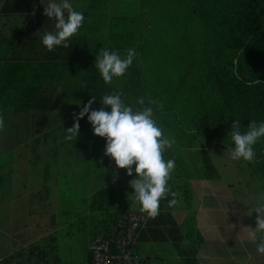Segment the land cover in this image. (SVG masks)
<instances>
[{
    "label": "crops",
    "instance_id": "1",
    "mask_svg": "<svg viewBox=\"0 0 264 264\" xmlns=\"http://www.w3.org/2000/svg\"><path fill=\"white\" fill-rule=\"evenodd\" d=\"M5 1L0 0V10ZM43 2L47 4V0ZM71 3L85 16L81 29L73 37L84 31L95 64L91 43L97 40H92L86 29L92 0H71ZM43 9L44 5L36 0L32 11L10 13L0 20V38L12 40L6 46L7 51L5 45H0V51H5L4 55L0 52V116L4 119L0 130V264H62L65 254L61 250L67 253L71 247L66 240L58 245L54 235L42 232V215L35 222V230L27 221L31 215L27 203L32 199L48 204L59 198L50 179L56 176H52V170L56 171L57 165L41 163V158L42 144L49 131L61 125L64 115L57 112L53 115L42 108L48 105L49 94L54 93L56 102H63L62 84L67 68L57 57H51L57 55V50L49 53L41 42L45 32L55 30V20L48 19ZM104 24L103 36L107 42V21ZM50 57L52 60H48ZM73 102L71 99L69 104ZM169 138L180 140L166 151L170 152L168 159L176 162V179H169L168 183L176 193L177 204L169 206L168 200L173 197L168 196L161 202L158 215L148 216L136 241L141 264H264V255L256 252L246 236L256 226V215L241 205L235 186L219 172L214 161L220 155L217 150L207 153L220 177L206 178L202 164L185 151L188 133H171ZM33 140H39L34 147L29 145ZM177 152H183L180 158ZM9 155L14 157L4 158ZM21 157L31 161L19 169L30 174V181L15 183L13 177L19 171L17 163ZM128 178L131 176L124 180L126 185ZM17 203L25 205L16 210ZM123 209L141 210V207L133 199L120 210ZM43 211L45 208H41ZM91 240L89 233L83 246L82 264L89 263ZM49 241L56 243L50 245ZM47 245L53 252L51 260L45 257ZM4 258L8 261L1 262Z\"/></svg>",
    "mask_w": 264,
    "mask_h": 264
},
{
    "label": "trees",
    "instance_id": "2",
    "mask_svg": "<svg viewBox=\"0 0 264 264\" xmlns=\"http://www.w3.org/2000/svg\"><path fill=\"white\" fill-rule=\"evenodd\" d=\"M140 1L146 8L144 24L139 29L141 39L136 36L137 32L123 30L125 23L134 21L132 16L125 15L110 17L108 36L119 50H123L125 44L135 46L141 41L149 44V38L150 44L156 41L160 55H163L162 64L170 76L166 84L160 85L156 94L157 104L163 105L159 111L173 114L185 112L197 130L206 125L222 133H228L235 119L241 121L242 131L247 130L252 120H264V0ZM35 2L6 0L0 10V20L10 13L32 11ZM11 41L0 38V45H5L4 50L7 51L6 46ZM69 44V48L61 46L52 51L47 49L49 53L57 50V55L51 57L62 61L67 73L62 84L63 102H56L54 93L49 94L48 105L42 108L53 115L56 112L57 115L63 113L64 120H68L64 129L62 126L56 127L62 131V136H65V128L74 124L73 112L81 110L92 96L97 98L92 107L99 109V99L113 92L93 62L84 31L71 37ZM155 46L140 47L150 54ZM4 50L0 51L3 55ZM51 57L48 60H52ZM143 72L144 77L149 78L145 85L154 89L158 82L152 77L154 73L146 66ZM143 75L137 72L128 82L132 83L135 78L141 80ZM150 89L149 95L152 94ZM71 99L76 102L75 106L69 104ZM105 110H110V106ZM229 138L230 135H227L225 140L231 141ZM37 142L39 140H33L29 145L34 147ZM200 154L203 175L206 178H219L208 153L202 151ZM250 164L253 168L262 169L264 174L263 152L259 151ZM104 165L103 186L88 201L89 208L99 213L106 212L112 205L115 180L123 169L117 168L114 160L105 155ZM124 175L126 178L129 176L126 169ZM127 211H116L111 220L94 233L93 238L107 236L115 217ZM7 261L8 258H4L1 262Z\"/></svg>",
    "mask_w": 264,
    "mask_h": 264
},
{
    "label": "rangeland",
    "instance_id": "3",
    "mask_svg": "<svg viewBox=\"0 0 264 264\" xmlns=\"http://www.w3.org/2000/svg\"><path fill=\"white\" fill-rule=\"evenodd\" d=\"M88 12L91 14V19L88 21V26L86 27L88 31L87 34L92 37V40H97V42L91 43L95 58L99 51L102 52L105 49L118 52L122 58L126 55L129 48H133L136 51V57L133 60L135 67L131 64L123 76L113 78V81L110 83L112 91L120 93L125 103L131 105L134 109H140L145 106L152 107L154 119L163 130L165 136L171 135V133L174 134L175 132L188 133L189 138L184 140L186 143L185 146L187 147L185 151L191 154L193 159L197 158L201 164L200 152L215 153L216 151L214 150H217L220 155L218 156L217 154L214 161L218 164L219 172L225 179L233 183L237 197L239 201H241V205L257 216L258 214L253 208L257 203H264L263 171L259 167L253 168L249 162L232 161L230 159L229 153L231 144L229 142L231 141L225 140L229 133H225V131L223 133L217 132V128L210 129L206 125L202 126L200 130H197L196 126L191 125L192 122L185 112L173 114L172 112L159 111L160 107H163V105L157 104L156 94L160 85L166 84L170 76L167 72L168 69L162 64L163 55H160L156 41L150 44L151 39L149 38V44L143 41L139 44L140 46L151 47L156 45L155 49L152 50L150 54L142 50L139 45L134 46L131 44L127 46V44H125L123 51L116 49L113 42H110V39L105 42L103 36L105 34L103 33L104 23L107 21L109 28V20L112 15L132 16L134 21L125 23L123 30L135 31L137 32L136 36L141 39L142 34H140L139 29L141 30L146 15V8L141 1L92 0ZM95 29L98 30V32H95ZM157 37L158 36H156V38ZM145 66L154 73L152 77L158 80L154 89H150L145 85L146 80L149 79L143 75ZM137 72H141L143 78H141V80L135 78L132 83H129L128 81L132 79V75L137 74ZM148 89L152 91L151 95H149ZM138 97L144 98V105L137 104ZM79 104L82 105V102ZM73 105L75 106L76 102H73ZM74 114L75 112L72 113V116H74ZM67 122V119L63 120L61 125L58 124V126H62L64 129ZM21 125L22 123L20 126ZM65 131L66 130H64L63 133ZM174 140L176 144L177 141L180 142L179 139L174 138ZM259 143L260 144L257 146H254L256 156H258L259 151H262L264 154V138H262ZM42 146L44 147V153L41 158V163L54 164L57 165L56 168H58L56 171L52 170V176L54 174L56 176L50 179H52V183H55V190L59 198L56 202L48 204L32 199L27 203L31 209V215L28 216L29 219L27 221L30 224V228L35 230V222L38 221L39 216L42 215V232H46L48 235H54L55 239L58 241V245L61 241L66 240V243L71 246L67 253L61 250L60 253L62 254L64 252L65 254L62 264H82L83 246L89 233H92L93 239L94 233L103 228L104 224L111 220L116 211H120V209L124 208L126 203L133 200L132 192L126 190H134L131 188L130 184L126 185L124 183V180L127 178L124 175V169H122L118 173V179L115 180L114 195L115 193L116 195L113 197L112 205L107 211L99 213L89 208L88 201L90 197L88 196H91V194L102 187L104 183L105 138L99 137L93 133L91 124L87 121V114L79 120V134L76 139L73 141L65 140L64 136H62V131L56 128V130H52V132L51 130L49 131V137ZM197 148H199V150ZM17 153H20V150H17ZM169 153L170 152H166L164 154L165 159H168ZM182 153L183 152H177L179 158ZM12 157L14 156L9 155L4 158L10 159ZM32 158L36 157L32 156ZM29 162L31 161L28 160V158L21 157L18 160L17 169L19 170ZM32 162L35 161L32 160ZM37 163H40V161H37ZM190 170L192 172L194 168ZM176 175L177 173L174 169L171 173L170 180L176 179ZM13 178L15 183L24 182L25 180L30 181V174L27 171L21 172L19 170L17 172L15 171ZM131 179L132 178H128V182ZM22 205L25 204L17 203L16 210H19ZM41 208H45L43 213H41ZM49 242L50 245L56 243V241ZM45 248V257L51 260L50 256L53 255V252L50 251L49 245Z\"/></svg>",
    "mask_w": 264,
    "mask_h": 264
},
{
    "label": "clouds",
    "instance_id": "4",
    "mask_svg": "<svg viewBox=\"0 0 264 264\" xmlns=\"http://www.w3.org/2000/svg\"><path fill=\"white\" fill-rule=\"evenodd\" d=\"M40 3L44 5L43 11L48 19L55 20V30L42 35V44L49 51L61 46L69 48L70 38L83 25L84 13L77 11L71 0H47V4L40 0ZM135 57L136 51L133 48H129L123 58L118 52L105 49L96 56L95 66L103 81L110 84L114 77H121L126 73ZM96 99L92 96L74 114L75 123L65 128L64 139H76L79 120L87 114L93 133L105 138L104 155L112 158L117 168L126 169V173L132 176L129 184L134 190L133 199L140 205L141 211L155 217L159 212L160 201L168 196L173 197L168 200L169 206L176 205V193L171 191L168 183L176 162L174 159L164 158V153L172 149L175 140L164 135L154 119L153 108L145 106L134 109L115 91L99 99V109L92 107ZM144 103L143 97L137 98V104ZM109 106L110 110H105ZM3 127L4 119L0 116V130ZM228 133L231 138L230 159L253 162L256 158L254 146L264 138V120H252L247 125V130L242 131L241 121L235 119ZM253 209L258 214L256 226L251 227L252 230L246 236L255 245L256 252L264 255V203H257Z\"/></svg>",
    "mask_w": 264,
    "mask_h": 264
},
{
    "label": "built area",
    "instance_id": "5",
    "mask_svg": "<svg viewBox=\"0 0 264 264\" xmlns=\"http://www.w3.org/2000/svg\"><path fill=\"white\" fill-rule=\"evenodd\" d=\"M147 218V213L141 210L117 215L107 236L98 235L91 240L88 264H141L136 241Z\"/></svg>",
    "mask_w": 264,
    "mask_h": 264
}]
</instances>
